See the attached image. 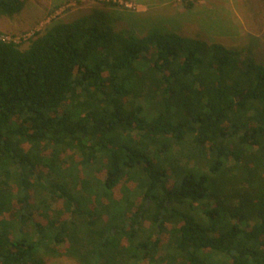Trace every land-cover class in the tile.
<instances>
[{
    "label": "trees",
    "instance_id": "16d2710c",
    "mask_svg": "<svg viewBox=\"0 0 264 264\" xmlns=\"http://www.w3.org/2000/svg\"><path fill=\"white\" fill-rule=\"evenodd\" d=\"M107 16L0 40V264H264V61Z\"/></svg>",
    "mask_w": 264,
    "mask_h": 264
},
{
    "label": "rangeland",
    "instance_id": "374dc122",
    "mask_svg": "<svg viewBox=\"0 0 264 264\" xmlns=\"http://www.w3.org/2000/svg\"><path fill=\"white\" fill-rule=\"evenodd\" d=\"M96 10L108 13L115 30L137 36L174 31L225 46L250 42L264 61V0H28L15 16L0 17V37L8 35L25 49L36 33ZM93 20L105 24L101 17ZM47 264L78 263L58 257Z\"/></svg>",
    "mask_w": 264,
    "mask_h": 264
},
{
    "label": "built area",
    "instance_id": "2783aa9c",
    "mask_svg": "<svg viewBox=\"0 0 264 264\" xmlns=\"http://www.w3.org/2000/svg\"><path fill=\"white\" fill-rule=\"evenodd\" d=\"M0 40L17 42L16 40H11L10 37H9L8 35H5V36H3V37H0Z\"/></svg>",
    "mask_w": 264,
    "mask_h": 264
}]
</instances>
